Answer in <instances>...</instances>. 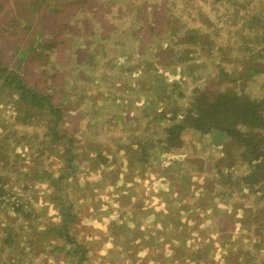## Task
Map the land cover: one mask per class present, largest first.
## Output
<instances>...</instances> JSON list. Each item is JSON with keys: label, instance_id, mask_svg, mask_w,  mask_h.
<instances>
[{"label": "rangeland", "instance_id": "374dc122", "mask_svg": "<svg viewBox=\"0 0 264 264\" xmlns=\"http://www.w3.org/2000/svg\"><path fill=\"white\" fill-rule=\"evenodd\" d=\"M36 1L0 0L2 63L51 99L20 123L16 96H0V138L14 144L0 142V264H264V192L242 182V148L187 128L165 148L195 91L264 102V59L242 75L253 56L237 11ZM191 29L202 46L182 42Z\"/></svg>", "mask_w": 264, "mask_h": 264}, {"label": "trees", "instance_id": "16d2710c", "mask_svg": "<svg viewBox=\"0 0 264 264\" xmlns=\"http://www.w3.org/2000/svg\"><path fill=\"white\" fill-rule=\"evenodd\" d=\"M39 1L40 0H37L36 2ZM47 3L48 7L52 6L58 11L62 8L60 4L56 5L54 0H48ZM49 3L52 5L49 6ZM225 3H227V6H231L234 11H237L235 13L233 12L232 15L236 21L229 17L231 24L235 26L234 24L237 23L238 20H243V28L241 29L249 33L248 37H243L241 39L250 42L245 44L246 47H244V49L250 51L251 56H253V61L250 65H247L242 75L244 78L255 76L263 72L260 68H264L260 66L257 67L256 64L258 58L264 59V0H210V4L212 5H224ZM241 10L243 13L241 17H239L238 14ZM25 28L27 32V29L30 28V24L28 23L25 25ZM186 31L188 30L186 29ZM186 31L182 37V42L190 46L193 45V42L201 43V46L203 45L201 39H192L191 33L193 29H191L189 33ZM252 37L253 41L259 46L257 51L254 52H252L253 50L249 46L252 44ZM220 75L224 77V74L220 73ZM235 80L238 79L233 78L232 81ZM4 92L10 93L6 94ZM205 92L203 94L195 91L191 109L184 114L182 121L172 124L166 129L167 136L165 137V142L167 145L165 148L171 149L175 146H180L181 141L179 139V133H181L184 128L192 129L201 135L214 131L219 132L228 138L229 143H232V145L237 144L242 148L241 157L244 158L243 161L253 164L249 174L241 179L242 182L244 181L246 187L250 188L260 185L262 192H264V102L252 98L249 95L240 96L231 90H228V92ZM12 95L16 96L14 100H16V105L17 108H19L20 114L16 118L19 119L20 123H25L30 116H34L33 113L35 111L42 114L44 108L50 105L51 101L48 95L43 96L36 92L34 88H29L23 82L20 75L4 65L0 58V96H4L9 101ZM10 134L5 132L0 138V142L5 144L6 150L14 146V144L10 142V140H12V133ZM29 176L37 179L42 178L37 177L38 174L36 175V173H32ZM63 178L64 176H60L59 180ZM19 210V207L14 209L16 212ZM66 211L67 210L64 208L59 210L61 216L67 214ZM25 217H29V215H25ZM62 230H57V234L64 235L62 234Z\"/></svg>", "mask_w": 264, "mask_h": 264}]
</instances>
